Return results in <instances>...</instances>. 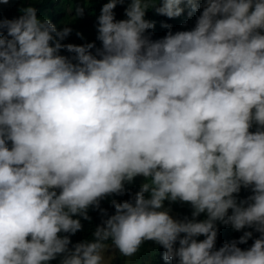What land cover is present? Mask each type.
Segmentation results:
<instances>
[{
  "label": "clouds",
  "instance_id": "clouds-1",
  "mask_svg": "<svg viewBox=\"0 0 264 264\" xmlns=\"http://www.w3.org/2000/svg\"><path fill=\"white\" fill-rule=\"evenodd\" d=\"M185 8L191 28L152 38L148 10ZM18 9L0 16V264H111L149 240L172 264H264V0H107L99 46ZM218 223L244 231L216 247Z\"/></svg>",
  "mask_w": 264,
  "mask_h": 264
},
{
  "label": "trees",
  "instance_id": "trees-1",
  "mask_svg": "<svg viewBox=\"0 0 264 264\" xmlns=\"http://www.w3.org/2000/svg\"><path fill=\"white\" fill-rule=\"evenodd\" d=\"M29 0H8L7 4L0 3V16H7L8 18H13L19 16L21 13L18 9V5H23L28 3ZM107 0H31V3L38 8L40 11L39 16H46L57 28L63 26H69L72 31L66 37L64 42L72 43H82L84 40L95 41L96 46L100 45V42L96 40V16L99 14L100 8L103 3ZM127 0H125V3ZM79 5L83 8V12L79 16H75V6ZM124 5L118 4L114 11L116 13V18L119 19L121 13L123 12ZM200 9L197 12L193 13L192 16H188V9L185 8L184 12L180 16L169 18L164 15L155 13L153 10H148L146 12V17L155 21L154 27L149 31L152 33V38H158L163 36L168 30L166 27L162 26V22L167 25H170L172 30H179L184 28H191L194 24L196 15L199 14ZM179 21H178V20ZM93 20V21H92ZM77 32H80L83 36V40L76 35ZM61 52L65 55H70L65 50L61 49ZM144 179V178H143ZM139 187V186H138ZM136 186L134 192L138 189ZM250 194L249 189L241 188V191L237 194L238 198H244ZM147 195V194H146ZM129 191H125L123 194H113L108 196L100 201V208L106 210L107 214H112L114 212V207L110 204V200L115 198L118 201L128 199ZM168 201H165V205H168ZM171 214H174L176 217H183L184 215L191 214V208L187 203L172 202L171 203ZM88 215L91 217V220L81 219L83 225L81 230H78L76 233L70 236V240L74 243L84 239H92V231L95 226L100 223L101 216L103 215L99 208L88 209ZM204 214L201 213L198 219L203 218ZM244 229L239 231L233 230L228 225H221L218 223V235L216 239V247L221 246L222 243L230 241L233 238L239 237ZM259 233L253 232V237L245 244H239L241 248H246L251 245L253 239L258 236ZM203 236L197 237V239H202ZM153 243L152 241H145L141 245V249L136 253L135 264L140 261H146V264H172L171 261H164L162 259V253L164 249L159 245H153V248L149 247L148 244ZM155 244V243H154ZM71 247V245H70ZM153 249V250H150ZM138 254H142L143 257L138 259ZM150 257V258H149ZM149 261V262H148ZM50 264H57L56 261L52 260Z\"/></svg>",
  "mask_w": 264,
  "mask_h": 264
},
{
  "label": "rangeland",
  "instance_id": "rangeland-1",
  "mask_svg": "<svg viewBox=\"0 0 264 264\" xmlns=\"http://www.w3.org/2000/svg\"><path fill=\"white\" fill-rule=\"evenodd\" d=\"M177 20H178V19H177ZM178 21H179V20H178ZM138 179H139L140 182H142L143 177L138 176ZM172 215H174V214H172ZM174 216H175V215H174ZM153 245H156V244H154V243H149V244H148L149 247H147V248H153ZM140 249H141V248H140ZM140 249H139V250H140ZM150 250H153V249H150ZM108 254H112V256H113V259H112V261H111V264H135V259H136V256H137L136 254H134V256H132V257L125 258V257H123V256L119 253L118 249H115V248H109V249L107 250V252H106V256H107ZM142 257H143L142 254H138V259H140V258H142ZM149 258H150V257H149ZM59 259H60V256H57L56 259H54V261H56V263L58 264ZM148 262H149V261H148ZM137 264H146V261H140V262L137 263Z\"/></svg>",
  "mask_w": 264,
  "mask_h": 264
}]
</instances>
